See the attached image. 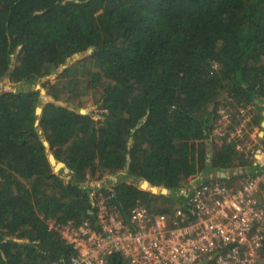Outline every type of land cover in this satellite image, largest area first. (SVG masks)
<instances>
[{
  "label": "trees",
  "instance_id": "16d2710c",
  "mask_svg": "<svg viewBox=\"0 0 264 264\" xmlns=\"http://www.w3.org/2000/svg\"><path fill=\"white\" fill-rule=\"evenodd\" d=\"M4 78L25 84L0 93V264H72L61 228L93 222L109 185L125 216L171 213L200 175L264 171L210 140L221 107L264 130V0H0Z\"/></svg>",
  "mask_w": 264,
  "mask_h": 264
},
{
  "label": "built area",
  "instance_id": "2783aa9c",
  "mask_svg": "<svg viewBox=\"0 0 264 264\" xmlns=\"http://www.w3.org/2000/svg\"><path fill=\"white\" fill-rule=\"evenodd\" d=\"M240 113L234 125V112L221 107L210 140L237 139L240 151L261 155L264 165V130L261 136L249 133L252 117L245 109ZM223 173L235 181L220 180ZM197 179L186 184L185 203L175 205L171 213L137 205L125 216L114 202V185L105 187L109 194L96 197L93 222L79 230L61 228L63 238L77 249L71 263L112 264V255L118 253L130 264H259L264 242V171L250 175L236 168L213 172L208 182L203 176Z\"/></svg>",
  "mask_w": 264,
  "mask_h": 264
},
{
  "label": "rangeland",
  "instance_id": "374dc122",
  "mask_svg": "<svg viewBox=\"0 0 264 264\" xmlns=\"http://www.w3.org/2000/svg\"><path fill=\"white\" fill-rule=\"evenodd\" d=\"M16 62V57H14L13 58V63H15ZM55 78V77H54ZM53 78V79H54ZM22 84H25V83H21V82H19V83H13V82H11L10 81V79L9 78H4V79H2V80H0V93H2V92H5V91H15V90H18L19 88H21L22 87ZM37 84L38 83H35V85H34V87L36 88L37 87ZM44 96L45 95H42V97H43V102L45 103L46 102V100H45V98H44ZM48 98H49V96H47ZM61 104H63V105H66L67 103H64V102H60ZM70 108H73V109H77V110H80V111H85V112H95L96 111V109H93V107H87V108H79V107H73V105L72 106H69ZM95 108V107H94ZM245 111L252 117L253 115H254V113L252 112V108H248V109H245ZM82 112V113H83ZM255 112H256V110H255ZM255 115H256V113H255ZM264 120H262V122H263ZM257 130H260V129H262V128H260V127H255ZM254 133H256V132H254ZM253 133V134H254ZM256 139H258V136H256L255 137ZM59 162H61V161H55V163H52L53 164V166H54V170L56 171V172H59L62 168H64L65 166L64 165H61L60 167H58V163ZM65 164V163H64ZM66 178L68 179V175H66ZM141 186H143L142 184H141ZM161 189L162 188H159L158 189V191H157V193H160L161 192ZM168 193V191L165 193V194H167Z\"/></svg>",
  "mask_w": 264,
  "mask_h": 264
},
{
  "label": "crops",
  "instance_id": "0c3cea01",
  "mask_svg": "<svg viewBox=\"0 0 264 264\" xmlns=\"http://www.w3.org/2000/svg\"><path fill=\"white\" fill-rule=\"evenodd\" d=\"M262 123H263V122H262ZM252 131H254V132H258V135L261 136V131H262V129L257 130V129L255 128V129H253ZM208 156L210 157V154H209ZM253 158H254L255 164L262 165L263 162L260 161L261 158H262L261 155L257 154V155H255V156H253ZM64 166H65V165H64ZM200 176L205 177L204 175H200ZM221 176H222V178H223V177H226V176H227V173H223V174H221ZM108 177H109L108 179H110V178L115 179V178H119V175H117V177H115L114 175H109ZM196 180L198 181L199 179H196ZM222 180L225 181V179H222ZM229 181L234 182L235 180H227V182H229ZM262 260H263V258H262V256H261V257H260V264H261V261H262Z\"/></svg>",
  "mask_w": 264,
  "mask_h": 264
},
{
  "label": "water",
  "instance_id": "95a60500",
  "mask_svg": "<svg viewBox=\"0 0 264 264\" xmlns=\"http://www.w3.org/2000/svg\"><path fill=\"white\" fill-rule=\"evenodd\" d=\"M33 87H34V86H33ZM34 88H35V87H34ZM44 98H45L46 102H47L48 99H49L47 96H44ZM41 111H42V107H38V109H37V113L40 114ZM81 112H83V111H81ZM83 113H85V111H84ZM262 126L264 127V121H263V123H262ZM261 133H263V130H262ZM45 144H46V147L49 149V148H50L49 143L45 141ZM50 160H51L52 163H55L56 158H55L53 155H50ZM57 165H58V167H60L61 165H65V164H64L63 162H59ZM153 190H154L155 192L158 191V189H156V188H154ZM167 191H168V189H167L166 187H162V189H161V193H166Z\"/></svg>",
  "mask_w": 264,
  "mask_h": 264
}]
</instances>
